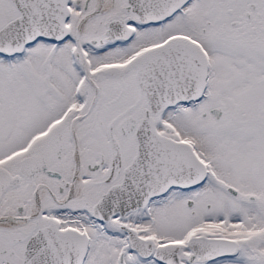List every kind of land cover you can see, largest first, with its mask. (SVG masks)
Segmentation results:
<instances>
[{
	"label": "snow or ice",
	"instance_id": "obj_1",
	"mask_svg": "<svg viewBox=\"0 0 264 264\" xmlns=\"http://www.w3.org/2000/svg\"><path fill=\"white\" fill-rule=\"evenodd\" d=\"M0 264H264V0H0Z\"/></svg>",
	"mask_w": 264,
	"mask_h": 264
}]
</instances>
